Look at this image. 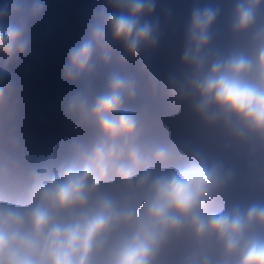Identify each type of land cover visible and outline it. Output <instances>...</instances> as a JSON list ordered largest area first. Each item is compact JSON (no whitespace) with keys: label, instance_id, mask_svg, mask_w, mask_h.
<instances>
[{"label":"clouds","instance_id":"9594fccd","mask_svg":"<svg viewBox=\"0 0 264 264\" xmlns=\"http://www.w3.org/2000/svg\"><path fill=\"white\" fill-rule=\"evenodd\" d=\"M45 10L0 2V264H264V0H192L162 76L152 58L171 9L97 0L63 79L91 77L97 62L135 65L193 128L146 138L131 107L137 79L113 71L102 92L89 84L65 100L92 136L33 160L5 137L10 68Z\"/></svg>","mask_w":264,"mask_h":264},{"label":"rangeland","instance_id":"374dc122","mask_svg":"<svg viewBox=\"0 0 264 264\" xmlns=\"http://www.w3.org/2000/svg\"><path fill=\"white\" fill-rule=\"evenodd\" d=\"M14 63L10 76L16 85L12 102L11 124L5 131L6 140L18 142L30 159H39L62 142L73 137L88 139L90 128L70 120L65 112V100L72 93L90 84L94 94L104 90L111 72L86 77L75 83L64 81L57 73L46 74L41 63L35 65ZM58 70V69H57ZM127 74H131L130 72ZM149 91L136 95L131 107L137 112L146 138L166 140L190 133V113L170 103L154 104L151 110H142L147 102H154Z\"/></svg>","mask_w":264,"mask_h":264},{"label":"water","instance_id":"95a60500","mask_svg":"<svg viewBox=\"0 0 264 264\" xmlns=\"http://www.w3.org/2000/svg\"><path fill=\"white\" fill-rule=\"evenodd\" d=\"M44 2L45 13L30 26V45L23 58H31L33 63L41 62L45 68L51 67L52 74L60 68L59 73H61L69 50L79 44L85 34L87 24L91 20V13L97 7V0H44ZM24 3L30 6L32 0H24ZM191 5L192 0H158V12L171 9L173 14V22L165 27L160 49L152 58L153 67L161 76L179 58L183 25ZM109 69L132 72L130 75L137 79V92L150 88L155 91L158 98H155L156 100L167 101L162 91L154 90L135 65L129 64L126 68H122L115 62L109 66L97 62L92 75H98L100 71ZM189 125L191 132L193 128L191 116Z\"/></svg>","mask_w":264,"mask_h":264},{"label":"trees","instance_id":"16d2710c","mask_svg":"<svg viewBox=\"0 0 264 264\" xmlns=\"http://www.w3.org/2000/svg\"><path fill=\"white\" fill-rule=\"evenodd\" d=\"M17 62H18L19 64H24L25 66H27L28 64H31V63H32L31 58H27V57H26V58H23V59H19V60H17ZM47 72L50 73V72H51V69H49ZM124 73L126 74V71H125ZM150 93L152 94V96H153L154 98L158 99V98L156 97V93H155V91L150 90Z\"/></svg>","mask_w":264,"mask_h":264},{"label":"bare ground","instance_id":"6f19581e","mask_svg":"<svg viewBox=\"0 0 264 264\" xmlns=\"http://www.w3.org/2000/svg\"><path fill=\"white\" fill-rule=\"evenodd\" d=\"M108 72H110V71H108ZM138 95H141L140 93H138ZM153 100V99H152ZM154 101V100H153ZM153 103L154 104H156V102H147V104H145L144 106H143V108H142V110H151V109H153Z\"/></svg>","mask_w":264,"mask_h":264}]
</instances>
